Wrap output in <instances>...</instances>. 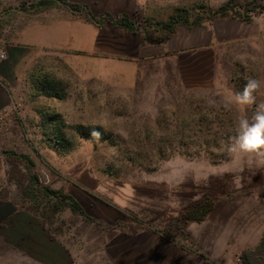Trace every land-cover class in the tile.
<instances>
[{"label": "rangeland", "instance_id": "1", "mask_svg": "<svg viewBox=\"0 0 264 264\" xmlns=\"http://www.w3.org/2000/svg\"><path fill=\"white\" fill-rule=\"evenodd\" d=\"M41 1L55 4L37 10ZM88 1L99 36L75 50L43 38L70 17L58 0H0V264H242L264 241V155L228 147L255 109L234 94L264 80V0H130L135 32L116 24L127 0ZM175 13L236 20L238 31L182 61L161 45ZM242 51L257 62H234ZM37 77L58 82L64 99L39 94ZM47 112L64 124L54 129ZM76 125L101 133L81 138ZM203 202L214 204L204 221L186 220ZM21 224L41 228L61 259L18 242Z\"/></svg>", "mask_w": 264, "mask_h": 264}, {"label": "crops", "instance_id": "2", "mask_svg": "<svg viewBox=\"0 0 264 264\" xmlns=\"http://www.w3.org/2000/svg\"><path fill=\"white\" fill-rule=\"evenodd\" d=\"M69 4H76L81 7V10L73 11L69 7L63 5L59 2V6L56 8H64L69 14V18L55 19V23L51 20L48 29L43 28V38H49V46H65L70 47L75 50H88L89 46H95V41L99 36L98 28L91 26L89 24L88 11L92 12L91 4L88 0H65ZM137 0H135L136 2ZM130 0L124 1L118 10H120L123 15L129 16L130 10ZM52 9V8H51ZM49 9V10H51ZM116 9V8H115ZM75 16V20L74 17ZM76 16L83 17L85 19L77 18ZM238 21L229 19H216L212 20L210 23H203L199 26L188 28L186 26L180 25L175 29L174 34H172L167 40H165L161 45L166 49L169 47V51L172 50L175 55L179 56L182 61L186 58L190 59V56H194L197 50H207L216 52L217 45L220 41L234 39V34L238 31ZM47 33V35H45ZM176 33V34H175ZM223 33L228 34V38L223 36ZM172 38H175L172 40ZM7 226V230H8ZM9 242V239L6 238ZM39 246V245H37ZM24 249V248H23ZM25 251V250H24Z\"/></svg>", "mask_w": 264, "mask_h": 264}, {"label": "trees", "instance_id": "3", "mask_svg": "<svg viewBox=\"0 0 264 264\" xmlns=\"http://www.w3.org/2000/svg\"><path fill=\"white\" fill-rule=\"evenodd\" d=\"M58 1L61 2L63 5L69 7L73 11L81 10V7L76 5V4H69L65 0H58ZM54 2L55 1H41L40 4L37 5L36 8H37V10H39V9H41L42 6L48 7V6H51L52 4L54 5L55 4ZM228 11H229V5L226 4L216 12H217V14L226 15L228 13ZM87 14H88V18L90 16L91 21L98 23V21L94 20L89 13H87ZM111 18H112V16L108 15L107 19H105V20H109ZM116 24L128 32H135L137 30V28L135 27V23L131 20L130 16H128L126 14H124L120 19H118L116 21ZM201 24L202 23L191 24V23H189L188 16L186 14L179 15V13H175L174 15H172V17L170 18L169 22L166 25L167 28L174 29V31L171 32V34L167 37V39L172 34H174L177 26L183 25V26H186L188 28H191V27L199 26ZM145 41L150 43V44H154V42L147 41V40H145ZM41 80H42L41 77H37L35 80V86H34V88L39 92V94H41L42 96H45L47 98H56V99H60V100L64 99L65 95L60 94L61 91L59 88H61V87H60V84L58 82L47 79V78L44 79L43 81H41ZM47 118H48L49 124L53 125L54 129H57L63 123L62 122V115L59 113L47 112ZM72 128L75 129V132L81 138H86V139H91V136H92L91 134H92L93 129H94V131L96 130L99 133H101V127L91 128V127H87L85 125H76V126H73ZM58 140H60V139H58ZM58 142L60 143V141H58ZM15 155L18 156V158L26 160L27 164H29L30 166L33 165L32 161L30 160V158L28 156L22 155V154L20 155V154H16V153H15ZM44 190L47 193V195H50V194L59 195L58 193L50 191L48 189H44ZM58 198H61V195H59ZM70 199H71L70 200L71 203H70L69 207L72 210V212L74 214H83V211L81 210V207L79 206L78 202L72 198H70ZM213 207H214V204H211L209 202L199 203L198 205L193 206L191 210L186 212L185 218L188 221L200 223V222L204 221L206 216L213 210ZM24 230H25L24 226L22 225L20 227L21 233L16 234L19 237V238H16V240H18V242H25L24 244H26L28 247H30V246L36 247V244L39 246L43 245L44 247L47 248L48 256L50 259H61V256L60 255L57 256V254L55 252H53L55 250H53L52 247L48 246L47 241H46L47 239H45V236H43V232H42L41 228H40L41 231L33 232L32 234L29 231L24 232ZM13 238H15V237H13ZM43 242H45V243H43ZM23 248H25V247H23ZM261 250H264V241H262L254 249L250 248V249L245 250L241 256L242 264H255V262H257V260H255V255L259 251L261 252ZM261 255L264 256V252H262ZM258 258H260V257H258ZM263 264H264V261H263Z\"/></svg>", "mask_w": 264, "mask_h": 264}, {"label": "clouds", "instance_id": "4", "mask_svg": "<svg viewBox=\"0 0 264 264\" xmlns=\"http://www.w3.org/2000/svg\"><path fill=\"white\" fill-rule=\"evenodd\" d=\"M234 62L241 65L256 63L257 58L247 51L238 53ZM242 92L234 94L235 102L240 105H255L252 117L244 116L238 120L235 135L230 137L228 151L232 154L264 155V101L257 103L259 90L264 88V80L248 78ZM99 136L98 131L92 133Z\"/></svg>", "mask_w": 264, "mask_h": 264}, {"label": "built area", "instance_id": "5", "mask_svg": "<svg viewBox=\"0 0 264 264\" xmlns=\"http://www.w3.org/2000/svg\"><path fill=\"white\" fill-rule=\"evenodd\" d=\"M261 34H262L263 39H264V24L262 25V28H261ZM2 58H3V56H2Z\"/></svg>", "mask_w": 264, "mask_h": 264}]
</instances>
